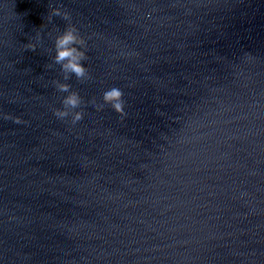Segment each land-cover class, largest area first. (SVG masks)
<instances>
[{
    "label": "water",
    "instance_id": "obj_1",
    "mask_svg": "<svg viewBox=\"0 0 264 264\" xmlns=\"http://www.w3.org/2000/svg\"><path fill=\"white\" fill-rule=\"evenodd\" d=\"M0 264H264V0H0Z\"/></svg>",
    "mask_w": 264,
    "mask_h": 264
},
{
    "label": "clouds",
    "instance_id": "obj_2",
    "mask_svg": "<svg viewBox=\"0 0 264 264\" xmlns=\"http://www.w3.org/2000/svg\"><path fill=\"white\" fill-rule=\"evenodd\" d=\"M57 16L68 22L64 30L59 32L55 37V55L53 57L55 64L61 66L64 74L63 80L69 81L73 74L81 82L91 79V75L85 64V61L88 59L87 41L80 34L79 28L72 23L69 12L54 7L48 16V20L51 22ZM57 31H59L58 27ZM25 47L35 51L37 44L28 43ZM54 84L59 92L68 93L62 100L63 108H56L54 115L60 120H66L71 125H77L84 118L80 93L73 91L70 83L55 80ZM103 99L105 103L111 104L115 110L119 112L123 111L122 91L119 88L113 87L106 90ZM92 107L98 106L94 103ZM5 118L12 119L11 115H7ZM17 122H20L19 118H17Z\"/></svg>",
    "mask_w": 264,
    "mask_h": 264
}]
</instances>
